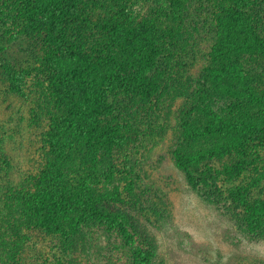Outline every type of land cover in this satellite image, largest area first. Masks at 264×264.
I'll return each mask as SVG.
<instances>
[{
  "label": "trees",
  "instance_id": "1",
  "mask_svg": "<svg viewBox=\"0 0 264 264\" xmlns=\"http://www.w3.org/2000/svg\"><path fill=\"white\" fill-rule=\"evenodd\" d=\"M15 44L28 56L3 68L44 106L43 121L32 114L44 157L20 186L0 185V264H25L36 233L51 243L43 262L119 264L108 236L120 264H159L133 213L147 193L123 162L168 113L177 167L264 238V0H0V53Z\"/></svg>",
  "mask_w": 264,
  "mask_h": 264
},
{
  "label": "rangeland",
  "instance_id": "2",
  "mask_svg": "<svg viewBox=\"0 0 264 264\" xmlns=\"http://www.w3.org/2000/svg\"><path fill=\"white\" fill-rule=\"evenodd\" d=\"M27 56L26 45L15 44L0 53V141L5 152V157L0 155V160L4 157L9 163L6 166L0 162V185H3V190L5 186L23 184L24 178L44 157V140L40 136L42 129L36 128V121L32 118L33 112L38 109L36 103H28L10 88L3 68L11 65L10 61ZM10 69L14 72L12 66ZM43 110L44 106L40 104L36 111L41 121ZM179 135L178 116L168 113L163 115L153 138L147 137L142 147L124 156L123 167L130 170L136 190L138 185H142L141 193H147L146 197L138 200L139 203L134 201L137 206L133 213L156 241L155 261L159 264H264V238L246 232L227 214V203L217 202L214 196L208 195L204 186H195L177 167L173 152ZM120 157L123 158L122 155ZM223 162L216 166L218 170L224 167ZM161 199L164 202L161 203ZM31 236L26 251L33 257L23 255L25 264L33 263L29 258H35L36 264L58 263L61 255L43 262L39 258L40 251L44 249L43 253L47 255L51 243L45 245L41 238L36 239L40 236L38 233ZM17 239L19 245L27 243L25 239L21 242ZM100 239L101 247L111 250L110 260L115 257L116 261L117 257L119 264L125 261L126 255L112 250L110 237ZM3 244L4 241L0 240V245ZM0 255H5L1 246ZM83 261L78 264H84ZM98 262L103 264L100 260Z\"/></svg>",
  "mask_w": 264,
  "mask_h": 264
}]
</instances>
